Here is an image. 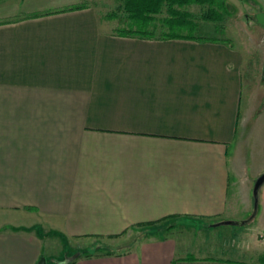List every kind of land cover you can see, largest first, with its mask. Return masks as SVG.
Masks as SVG:
<instances>
[{"label":"crops","instance_id":"0c3cea01","mask_svg":"<svg viewBox=\"0 0 264 264\" xmlns=\"http://www.w3.org/2000/svg\"><path fill=\"white\" fill-rule=\"evenodd\" d=\"M22 2L0 14V264H264V185L249 228L212 226L254 209L264 45L124 36L88 3ZM168 221L189 226L92 252Z\"/></svg>","mask_w":264,"mask_h":264},{"label":"rangeland","instance_id":"374dc122","mask_svg":"<svg viewBox=\"0 0 264 264\" xmlns=\"http://www.w3.org/2000/svg\"><path fill=\"white\" fill-rule=\"evenodd\" d=\"M23 1V7L26 6H33L36 7L35 10L33 11H38L37 13H42V12H49L51 9H57L58 7L64 6V4L69 3L70 1L73 0H0V14L3 12L6 7H11L13 5H16L17 2ZM88 3L91 6H94L97 8V11L100 15V18L102 20H110L112 22L113 26V31L119 32L124 26L125 23L118 19H110L108 16L112 12L116 11L117 6L120 4L119 0H78L77 5L85 4ZM226 3V8L228 9V14H226L223 18L221 26L209 23V22H203L201 20H198L197 24L199 25L200 30H192V29H183L182 31H179L180 33L187 35V37H205V38H221V39H227L230 42H234L238 44V48L243 49V48H257V46L260 47V45H264V28L260 27L256 23L255 16L259 12H264V0H225ZM87 5V4H86ZM20 7V11H21ZM186 10H188L190 13H193L197 17L200 14L201 8L198 5H190L186 7ZM19 11V12H20ZM21 13L18 14L17 17H20L22 15ZM165 13L160 16L164 17ZM246 44V45H245ZM248 44V45H247ZM260 77L256 80L255 84L258 85L260 84L259 81ZM263 84L261 81L260 86ZM264 98L260 102L257 103L256 106V111H257V116L256 119L260 117L261 114H263L264 111ZM261 116H264L261 115ZM259 121V119L257 120ZM263 122V120H262ZM261 123H257V130L254 133V138L258 139L259 132L261 127L263 126ZM253 140V139H252ZM238 209L240 212H244V205L241 203L238 206ZM253 213V206L251 208V213L247 216V219L252 215ZM253 220V219H252ZM243 221V220H241ZM252 222V221H250ZM264 223V222H263ZM177 226V228H181V226H186L188 227L189 224L186 222L181 223L179 221H168L165 223H161L156 225L155 227H149V228H140L136 230L130 231L128 234L124 236L121 245L118 244V240L115 239H93L95 242H101L102 245L99 247H95L94 250H97V253H101L100 250L102 251H111V252H118L120 250H124L126 247L122 245H129V243L134 241L135 239H143L147 238L150 235H160L162 233H165L168 228H171V226ZM213 225V224H212ZM175 226V227H176ZM250 226V225H249ZM244 226H221L222 230H230L235 228V230H244ZM220 229V230H221ZM141 230H147V231H141ZM160 231V232H159ZM226 232V231H224ZM198 236L200 233H196ZM203 236H205V233H202ZM260 235V234H259ZM256 235V240L257 241H264V237L261 235L259 238ZM120 240V239H119ZM98 245V244H97ZM124 247V248H123ZM92 250V252H94ZM77 253V252H76ZM74 253V254H76ZM72 254L71 256H73ZM70 256V257H71ZM49 263H51L50 260H48Z\"/></svg>","mask_w":264,"mask_h":264},{"label":"trees","instance_id":"16d2710c","mask_svg":"<svg viewBox=\"0 0 264 264\" xmlns=\"http://www.w3.org/2000/svg\"><path fill=\"white\" fill-rule=\"evenodd\" d=\"M119 3L116 11L109 14L108 17L110 19L120 18L125 23V26L117 32L124 36L187 37L179 31L183 29L200 30L197 24L198 20L221 26L224 16L228 14L225 0H119ZM190 5L200 6L201 11L198 17L186 10V7ZM82 7L83 5H79L69 8V10ZM164 13L165 16L160 17ZM38 16L40 14H35L32 17ZM100 251L102 254L112 253L109 250ZM94 253H97V250ZM94 253L87 252L81 256L91 257Z\"/></svg>","mask_w":264,"mask_h":264},{"label":"water","instance_id":"95a60500","mask_svg":"<svg viewBox=\"0 0 264 264\" xmlns=\"http://www.w3.org/2000/svg\"><path fill=\"white\" fill-rule=\"evenodd\" d=\"M256 23L264 28V12H259L255 16ZM264 185V173L256 180L254 187H253V198H254V209L251 217L248 220H224L220 221L218 223L213 224V227L218 226H244L248 222H250L252 219H254L258 213V207H259V193L261 188ZM80 256V253L77 252L71 257H68L66 259L67 263L75 261ZM38 264H47V260L45 257H41Z\"/></svg>","mask_w":264,"mask_h":264}]
</instances>
